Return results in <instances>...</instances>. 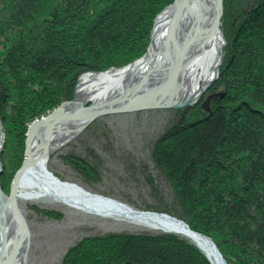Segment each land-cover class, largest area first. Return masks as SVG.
<instances>
[{
    "label": "trees",
    "instance_id": "obj_1",
    "mask_svg": "<svg viewBox=\"0 0 264 264\" xmlns=\"http://www.w3.org/2000/svg\"><path fill=\"white\" fill-rule=\"evenodd\" d=\"M248 1L258 6L233 7L224 33L232 36L220 70L224 97L209 115L198 106L175 112L151 151L175 202L165 211L209 237L227 264H264V49L255 48L264 37V1ZM171 2L0 0L1 161L14 164L11 172L20 167L28 125L71 100L83 73L141 57L155 17ZM240 35L248 43H237ZM63 264L207 261L175 235L142 233L83 238Z\"/></svg>",
    "mask_w": 264,
    "mask_h": 264
},
{
    "label": "bare ground",
    "instance_id": "obj_2",
    "mask_svg": "<svg viewBox=\"0 0 264 264\" xmlns=\"http://www.w3.org/2000/svg\"><path fill=\"white\" fill-rule=\"evenodd\" d=\"M174 1L176 0H172L161 11L158 19L154 20L152 40L143 58L122 69L83 73L74 87L72 99L61 103L55 109H59L62 115H66L78 113L81 109L97 107V105H100L99 107L117 106L119 103L123 105L125 102L119 100L120 96L128 94L130 104L135 108L155 103L169 106L199 103L204 89L214 80L217 81L221 65L224 64L222 61L226 39L221 26L223 25L221 23L223 2L222 0H188L187 4L180 9L183 11L177 13L174 27H172L171 9H174L173 5L177 2ZM176 5H179V2ZM257 16L261 17L259 14ZM172 51L173 56L181 55V59L179 57L178 69L172 71L169 77L170 84L167 90L146 98L144 94L146 90L156 91L169 82L168 78L162 74L161 66L167 63ZM165 95L166 99H164ZM134 96L135 98H132ZM190 107L195 108L196 105L193 104ZM175 110L178 111V109ZM134 112L138 113L139 108L130 113ZM57 117L59 116L51 115V119L46 122L43 121V117L35 119V122L43 124L30 137L31 161L29 165L22 168L14 191L17 205L20 201L41 203L53 200L70 208L104 218L125 220L151 230L173 233L192 244L210 264H223L214 243L191 231L185 224L168 216L137 212L112 199L92 195L76 184L57 179L47 168L50 156L70 143L89 125H86V121ZM35 122L28 125L25 138L29 126ZM5 141L6 133L0 120V146L2 145L0 154L3 152ZM23 149H26V145ZM2 193L0 184V264L11 254L12 261L15 262L19 252L24 253L19 246L13 251L15 237L18 234L17 221L8 207L9 195L4 193L2 195ZM20 212L23 215L21 209Z\"/></svg>",
    "mask_w": 264,
    "mask_h": 264
},
{
    "label": "rangeland",
    "instance_id": "obj_3",
    "mask_svg": "<svg viewBox=\"0 0 264 264\" xmlns=\"http://www.w3.org/2000/svg\"><path fill=\"white\" fill-rule=\"evenodd\" d=\"M222 2L223 16L221 23L223 25L221 26L224 30L222 31L223 34L225 31L229 32L227 27L228 24H231L229 21H232L231 10L233 7L254 11L257 5L255 3L251 5L248 0H222ZM233 29L234 27L230 30ZM151 32L152 28L144 54L128 65L146 55L150 45ZM224 37L226 48L223 50L222 63L228 57V46L232 41V36H229V33L224 34ZM233 38L237 40V43L240 41L241 43L243 41L248 43L242 35L233 36ZM263 40L264 37L260 41L262 43L255 48L262 47L264 49ZM124 67L111 68L101 72ZM219 79L220 74L217 81H214L202 93L199 103H195L204 114L209 115L212 112L211 105L213 102L222 99L225 95L226 87L223 83H219ZM245 81L247 80L245 79ZM217 83L220 86H217ZM219 95L221 96L219 97ZM203 105H206V108ZM191 108L184 107L180 111ZM58 110L54 109L46 115ZM174 111L177 112L175 109H150L138 113L99 117L87 125L70 143L50 156L47 168L62 182L76 184L92 195L112 199L140 213H154L171 217L213 243L209 237L192 230L186 222L165 211L171 209L175 202L172 190L166 184L164 176L160 174L152 162L151 151L154 143L175 121ZM25 143L26 138L24 147ZM23 150L20 167L17 171L13 170V172L11 170L14 168L12 167L14 164L10 167L9 163L4 162L3 164L1 161L2 153L0 154V165L2 167L0 176L3 179L1 185L5 195L10 194L11 184L22 167L21 165L25 159V149ZM15 156L17 155L14 153L12 157L15 159ZM9 174H12V178L9 177ZM8 179L11 181L7 184ZM17 203L23 212L29 231L28 249L24 264H63L69 249L86 237L107 234L165 233L129 221L104 218L96 214L76 210L53 200H46L41 203L31 201ZM165 234L175 235L188 242L176 234L169 232ZM218 253L223 264H227L221 253L219 251ZM207 264L210 263L207 261Z\"/></svg>",
    "mask_w": 264,
    "mask_h": 264
},
{
    "label": "water",
    "instance_id": "obj_4",
    "mask_svg": "<svg viewBox=\"0 0 264 264\" xmlns=\"http://www.w3.org/2000/svg\"><path fill=\"white\" fill-rule=\"evenodd\" d=\"M176 1H174V2H176L173 5L174 9L173 8L171 9V12H172L171 26L172 27H174L175 17L177 15V13L179 11L180 12L183 11V10H180V9L183 7V5L187 4L186 2L188 0H176ZM178 2H179V5H176ZM175 7L177 9H175ZM158 17L155 19V21L158 19ZM153 27H154V25H153ZM151 35H152V32H151ZM151 35H150V43H151V40H152ZM172 49H174L173 46H172ZM175 54H177V52H175ZM179 57L181 59V55H177V56L174 55L173 56V51H172V54L169 56V59H168L167 63L165 65L161 66V69L163 70L162 74H164L165 77L168 78L169 82L164 84L163 87H161L160 89H158L156 91H154V89H152L150 91L146 90L144 92L146 98H150V97L154 96L155 94H157L158 92H163V91L167 90L166 88H168V85L170 84V78L169 77H171L172 71H174L175 69H178V66L180 65L179 64V61H180ZM135 62H137V61H135ZM208 86L209 85H207L206 88ZM205 89H204V91H205ZM220 96L221 95H219V97ZM132 98H135V96L132 97ZM166 98H167V96L165 95L164 99H166ZM119 100H121L122 102H125V104L121 105V103H119L117 106H110V107L106 106L105 107L103 105V103H101L104 107H99L100 105H97V107H93V108H90V109L89 108H87V109L85 108L83 110L81 109V111L78 112V113H68V114H66L67 116L66 115H62L60 113V111L58 110V111L53 112L52 114L46 116L45 118H43V121L46 122L47 120H50L51 119L50 116L52 115V116H59L60 118H65V119L74 118V119H78L79 121H86V125H87V124H90L93 120H96L99 117H103V116H106V115H113V114L130 113L134 109L136 110L138 108H139V111L150 110V109H152V110L153 109L154 110H156V109H164L165 107L170 108V109H181V108H184V107H190V106H192L193 104L196 103V102H194V103H190V104H187V105L186 104H181V105H176V106L164 105L163 103H155V104H151V105L137 106L135 108V106H132L130 104L131 100L129 98V94L128 95H121ZM132 100L134 101V99H132ZM203 107L206 108L205 105H203ZM59 117H57V118H59ZM47 123H49V122H47ZM41 124H43V123H40V122L37 121L34 124H32L31 126H29V128H28L27 135H26V143H25V145H26L25 158L26 159H25L24 163L22 164L23 166L17 172V174H16V176H15V178H14L12 184H11L10 194H9V199L10 200L8 202V207H9L10 211L15 216V219L17 221V230H18V234L16 235L15 241H14L13 251L15 250V248H18V246H19L22 250H24L23 251L24 253H20L19 252V256L15 259V262L12 261V254H11L10 257L6 261H2V264H10V262L11 263L13 262V264H16V263L24 264V262H25L26 253H27V249H28L29 231H28L26 220H25L24 216L21 214L18 205L16 204V201H15V198H14V191L16 189L18 176H19L20 172L22 171V168L24 166L29 165L30 161H31L30 160V155L31 154L29 153L30 137L33 134V132L38 127H40ZM0 147H2V145ZM0 172H1V165H0ZM2 195H4V194L2 193Z\"/></svg>",
    "mask_w": 264,
    "mask_h": 264
}]
</instances>
